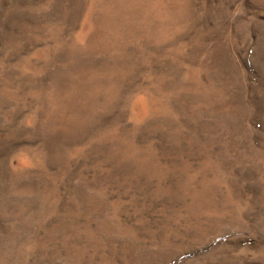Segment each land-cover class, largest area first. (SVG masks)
Returning a JSON list of instances; mask_svg holds the SVG:
<instances>
[{
	"label": "rangeland",
	"instance_id": "1",
	"mask_svg": "<svg viewBox=\"0 0 264 264\" xmlns=\"http://www.w3.org/2000/svg\"><path fill=\"white\" fill-rule=\"evenodd\" d=\"M0 264H264V0H0Z\"/></svg>",
	"mask_w": 264,
	"mask_h": 264
}]
</instances>
